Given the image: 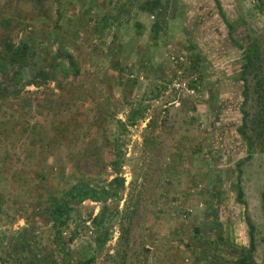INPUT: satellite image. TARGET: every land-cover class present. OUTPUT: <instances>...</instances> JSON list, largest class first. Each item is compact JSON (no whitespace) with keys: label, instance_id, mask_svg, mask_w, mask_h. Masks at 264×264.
<instances>
[{"label":"rangeland","instance_id":"1","mask_svg":"<svg viewBox=\"0 0 264 264\" xmlns=\"http://www.w3.org/2000/svg\"><path fill=\"white\" fill-rule=\"evenodd\" d=\"M143 1L0 0V52L6 39L41 48L17 75L18 96L0 98L4 260L19 239L58 264H215L248 249L237 130L242 53L256 43L264 62V0H219L238 47L213 0H168L176 12L156 33ZM241 169L254 264H264V156ZM116 178L118 199L81 203L58 239L49 195Z\"/></svg>","mask_w":264,"mask_h":264},{"label":"trees","instance_id":"2","mask_svg":"<svg viewBox=\"0 0 264 264\" xmlns=\"http://www.w3.org/2000/svg\"><path fill=\"white\" fill-rule=\"evenodd\" d=\"M31 1V0H29ZM216 5L219 18L223 21L224 25L228 31L229 40L236 47L239 45L235 42L233 38V27L228 23L225 18V14L221 7L219 0H213ZM175 4L171 1L163 0H147L139 3L138 10L150 17H153L155 23L153 26V31L163 22L169 21L167 16L168 12L174 14L176 12L175 8L169 9V7ZM169 9V10H168ZM115 22L118 21L117 18L111 17ZM7 28L10 22H7ZM156 33V32H155ZM2 51L0 52V98L3 100L9 97L16 98L19 94V90L16 89L17 75L27 69L32 70L36 63L38 62V51L41 49L39 46L36 47L35 44H28L23 42L20 45H14L6 39L2 43ZM68 57V66H61L62 73H72L74 76L77 75L78 70L71 55L65 53H58ZM243 59L245 61L242 67L241 82L243 83L244 91L242 93V104L240 107L242 122L240 128L237 130L238 135L244 141L247 148V156L239 161L236 165L238 177H237V202L241 204L244 211L245 223L248 227V238L249 247L248 249L240 255V257L235 261H216L215 264H254V254L256 252V228L249 216L247 203L243 200V190L241 187V167L252 160L253 156L257 153L264 156V62L262 60L261 51L256 43L242 53ZM58 60H65L67 58L59 57ZM55 59L54 61H56ZM56 68L52 66L53 74ZM254 72V73H251ZM251 76V78H250ZM36 77L45 79L47 74L44 70L39 71ZM250 80L253 82V86L250 85ZM31 85H35V82H29ZM251 99L253 102L251 103ZM136 116V114L134 113ZM134 116V118H135ZM114 186V187H113ZM124 186L123 178H116L109 188H97L92 187L88 183H77L72 185L66 193L62 195H49L50 200L46 202L47 206L50 208L48 214L50 220L55 226V231L58 235V239L61 236L64 229H68L70 225V218L76 211V207L85 201H91L93 203H101L108 201L110 199L117 200L119 195V190ZM47 206H45L47 208ZM102 220V217L95 218L96 223ZM17 241L15 250L9 252L6 255V259L0 257V264H58L57 262H49L44 260V258L38 257V255L33 252V246L29 245V250H27V243ZM72 241V239H71ZM107 241V238H102L99 240V244H103ZM18 248V249H17ZM1 252V251H0ZM27 254V256H25ZM25 260L26 262H24ZM68 264H72L71 259L68 258ZM81 264V263H78ZM84 264H88L87 262Z\"/></svg>","mask_w":264,"mask_h":264}]
</instances>
